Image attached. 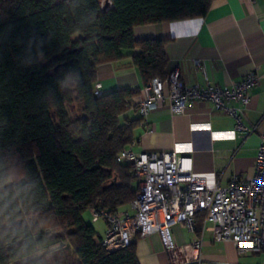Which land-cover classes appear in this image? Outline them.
<instances>
[{
    "label": "trees",
    "instance_id": "obj_1",
    "mask_svg": "<svg viewBox=\"0 0 264 264\" xmlns=\"http://www.w3.org/2000/svg\"><path fill=\"white\" fill-rule=\"evenodd\" d=\"M212 1L0 0V264H140L136 242L108 251L84 217L126 208L139 186L117 155L141 91L96 96V70L131 56L144 84L166 78L165 40L134 27L203 16Z\"/></svg>",
    "mask_w": 264,
    "mask_h": 264
},
{
    "label": "crops",
    "instance_id": "obj_2",
    "mask_svg": "<svg viewBox=\"0 0 264 264\" xmlns=\"http://www.w3.org/2000/svg\"><path fill=\"white\" fill-rule=\"evenodd\" d=\"M133 35L136 39H164L167 71L177 70L186 85L230 86L257 70L259 82L247 92L249 105L244 108L238 101L229 102V106L241 109L248 130H235L232 136V117L216 110L212 102L193 101L183 114H172L166 105L148 113L144 121L152 131L139 122L132 139L137 152H161L175 146L179 153L191 156L193 171L204 176L209 186L226 185L233 174L250 178L264 132V0H213L203 16L137 25ZM129 52L136 54L139 49ZM96 72L103 92L125 87L141 91L144 85L131 56L104 62ZM139 97L130 99L125 116L138 117ZM105 228L102 234L98 232L101 236ZM170 231L178 247L172 255L156 232L136 239L140 264H180L182 246L192 234L181 224L172 225ZM202 239L201 264L264 262V254L239 252L233 242L215 240L210 232Z\"/></svg>",
    "mask_w": 264,
    "mask_h": 264
},
{
    "label": "built area",
    "instance_id": "obj_3",
    "mask_svg": "<svg viewBox=\"0 0 264 264\" xmlns=\"http://www.w3.org/2000/svg\"><path fill=\"white\" fill-rule=\"evenodd\" d=\"M196 63L200 65L199 60ZM259 78L253 69L230 86H203L184 84L177 70L166 78L154 76L141 88L137 102L140 124L152 131L144 120L153 110L166 105L172 114H183L188 103L209 101L216 110L234 119V129L229 132L233 136L235 130L248 128L241 109L229 106V102L238 101L246 108L250 103L247 92L258 84ZM94 93L102 94L98 82ZM135 143L132 140L117 155L118 162L133 166L139 181L133 200L126 208L114 212L90 209L92 221L102 218L106 222L102 246L113 251L156 232L164 249L172 255L178 247L170 228L181 224L192 237L182 246L180 264L202 263L205 232H210L215 240L233 242L239 252L264 254V132L254 159L253 175L242 178L233 174L226 185L209 186L204 176L193 171L191 156L179 153L175 146L161 152H137L132 148ZM199 217L203 219L200 231Z\"/></svg>",
    "mask_w": 264,
    "mask_h": 264
},
{
    "label": "rangeland",
    "instance_id": "obj_4",
    "mask_svg": "<svg viewBox=\"0 0 264 264\" xmlns=\"http://www.w3.org/2000/svg\"><path fill=\"white\" fill-rule=\"evenodd\" d=\"M102 1H106V2H108L109 0H102ZM84 217H85V219H86L87 221H89V222H91V223L93 224L94 228H95L98 232H100L101 234L103 233V229H104V227L106 226V222H105L104 219L101 218V219H99V220H97V221H91V214H90L89 211H86V212L84 213ZM105 229H106V228H105ZM59 246H61L60 243L53 244V245H51L50 247H48L47 249L38 252L37 255H41V254H43V253H45V252H47V251L54 250V249L58 248Z\"/></svg>",
    "mask_w": 264,
    "mask_h": 264
}]
</instances>
